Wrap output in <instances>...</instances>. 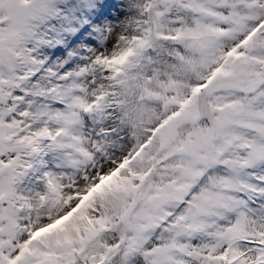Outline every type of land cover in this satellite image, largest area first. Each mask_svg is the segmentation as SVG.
I'll use <instances>...</instances> for the list:
<instances>
[{
    "label": "snow or ice",
    "instance_id": "snow-or-ice-1",
    "mask_svg": "<svg viewBox=\"0 0 264 264\" xmlns=\"http://www.w3.org/2000/svg\"><path fill=\"white\" fill-rule=\"evenodd\" d=\"M0 264H264V0H0Z\"/></svg>",
    "mask_w": 264,
    "mask_h": 264
}]
</instances>
